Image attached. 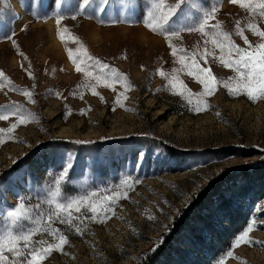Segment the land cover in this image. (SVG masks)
<instances>
[{
    "label": "rangeland",
    "instance_id": "obj_1",
    "mask_svg": "<svg viewBox=\"0 0 264 264\" xmlns=\"http://www.w3.org/2000/svg\"><path fill=\"white\" fill-rule=\"evenodd\" d=\"M192 2L200 10L192 3L182 5L161 32L145 23L152 0H92L88 5L83 0H0V71L12 82L0 88V114L8 116L0 120V236L18 234L7 215L18 204L32 210L33 219L19 222L24 230L36 227L33 221L41 213L47 219L52 206L42 201L65 168L62 198L88 192L109 195L128 179L133 184L128 198L117 201L115 215L106 222L81 224L86 227L83 233L53 222L68 243L41 264H137L156 250L172 220L200 188L223 170L264 161V99H250L244 89L235 95L229 91L238 87L241 77L235 65L221 63L220 49L209 42L211 28L208 36L181 30L215 8L209 24L219 22V31L229 32L236 45L248 48L236 34L237 21L253 46L261 38L247 24L264 30V21L230 0ZM174 31L179 35H171ZM173 49L184 52L174 56ZM69 50L80 58L77 63L84 61L85 71L101 76L95 89L91 77L75 71ZM205 50L213 55L201 59ZM85 52L95 59L88 60ZM194 52L200 67L216 78L210 96L196 76L180 70L192 62ZM96 60L109 67L100 68ZM113 69L123 79L112 77ZM183 85L188 91L181 95ZM16 89H26L31 96ZM13 105L19 106L18 112ZM21 117L25 122H19ZM12 124L17 127L9 134ZM244 204L240 201L236 208L246 213ZM209 218L219 231L227 225L223 215ZM245 232L251 243L237 245ZM215 234L192 225L179 245L158 260L264 264V198L252 204L246 226L230 246H219ZM50 242L54 237L41 231L33 235L30 247Z\"/></svg>",
    "mask_w": 264,
    "mask_h": 264
},
{
    "label": "snow or ice",
    "instance_id": "obj_2",
    "mask_svg": "<svg viewBox=\"0 0 264 264\" xmlns=\"http://www.w3.org/2000/svg\"><path fill=\"white\" fill-rule=\"evenodd\" d=\"M91 2L92 0H83L84 5H88ZM109 2L110 0H100L101 4H107ZM120 2L124 3V0H120ZM230 2L232 4H239L240 8L247 10L250 16H256L261 21H264V0H230ZM189 3H192L193 8L200 10L198 5L193 3L192 0H175L174 4H166L164 3V0H152L153 10L149 13L150 19L145 20L147 27L152 31L164 32L165 25H167L170 19L177 14L178 10L181 9V6ZM215 11L216 9L213 8L212 13H203L202 18L198 22L186 25L181 28V30L200 32L205 36H208V29L211 28L213 30L211 32L213 38L209 42L216 48L220 49L222 54L221 63L227 68H233L235 65L236 71L241 77L238 87L229 88V91L235 95L238 90L244 89L246 90V95L250 99H264V30H260L255 23L250 22L247 24V29L251 30L255 36L261 38V43L253 46L249 43L247 37L244 35V29L240 27L239 21H237L236 34L244 39L245 44L249 45L248 48L239 47L232 41L229 32L219 31V22L216 24H209V20L215 19L213 15ZM57 24H59V20H57ZM171 35L177 36L179 35V32L174 31ZM63 38L64 37L61 36V39ZM8 39H11V37H8ZM12 43L15 45L14 40ZM178 52L183 53L184 50H172L174 56L177 55ZM69 55L75 64V71L78 73H84L87 77H91L93 81L91 87L95 89V86L102 82L101 76H93L92 72L85 71V66H82L84 61L81 60L80 63H77V60L80 58L72 57L71 50H69ZM84 55L87 56L88 60L95 59L94 57L87 55L86 52ZM199 55L200 58L203 59L208 55H213V53L205 50ZM224 55L227 56V59H224ZM196 56L197 53H192V62L190 64L183 63L180 70H186L187 75L189 76H196L199 83L204 86L205 94L210 96L213 92L211 81H214L216 78L212 75L210 69L200 67L195 59ZM96 63L102 69L109 67L107 64L100 63L99 60H96ZM241 69L244 71H241ZM29 75H31V73H29ZM160 75L163 76L165 73L161 71ZM111 76L123 79L122 74L116 72L114 69L111 71ZM104 83L106 84V80ZM181 84H183L182 81ZM11 86L12 82L3 71H0V88ZM176 87L175 83H171L172 89H176ZM225 87H229L228 84H225ZM16 90L22 91L25 95L31 96V93L26 89ZM184 91H188L186 85H183L180 94L183 95ZM94 94L96 93L94 92ZM3 107L8 108L9 105ZM12 107L18 112V105H13ZM200 110L202 109L197 108V111ZM7 119V115L0 114V120ZM19 122H25L23 117H21ZM16 127V124H12L11 128L7 129V132L11 134L12 129ZM108 139H111V137ZM74 142L91 143L92 141L77 140ZM70 167L71 165H68V168ZM67 171L68 169L65 168L58 176L54 185L48 190L45 199L42 201V203L52 206L51 211L46 214V220L43 218L45 214L41 213L40 219L33 221L37 226L32 229L24 230L19 222L23 219H33L32 216L29 215L32 211L31 208H26L25 205L21 203L16 206L15 210L7 213L8 217L11 218V224L18 226L19 231L18 234H13L9 231L7 235L0 236V264H41V261L45 260L47 256H50L53 251L62 252L64 245L68 243V239L59 229L52 227L53 222L58 221L60 224L75 228L78 233H83L86 230V227H81V224L86 226L89 221L102 224L106 222L110 216L115 215L112 211L113 207L119 199L128 198L127 190L131 189L133 186L132 183H129L128 179H125L121 181V183L117 185V189L111 191V194L109 195L98 196L96 192H88L83 196L62 198V185L67 179ZM134 183H139V181H135ZM120 189H125V191L122 193ZM120 218L123 219V217ZM41 231L47 232L54 237L55 242L47 243L46 247H30L33 235ZM249 231H251V226L249 227ZM246 237L247 232L237 238L236 244L239 245L241 242L251 243L250 240L245 239ZM39 243L43 245L45 242L40 241ZM228 255L231 256L232 253H229ZM21 258L26 259L21 260Z\"/></svg>",
    "mask_w": 264,
    "mask_h": 264
},
{
    "label": "trees",
    "instance_id": "obj_3",
    "mask_svg": "<svg viewBox=\"0 0 264 264\" xmlns=\"http://www.w3.org/2000/svg\"><path fill=\"white\" fill-rule=\"evenodd\" d=\"M262 198H264V161L250 160L239 168L223 170L218 177L199 189L187 206L180 211L181 214L172 220L156 250L148 253L137 264H160L158 258L174 250V246L180 243L181 235L189 232L192 225L201 226L209 233H216L219 246H230L236 233L246 226L252 204ZM240 201L245 203L246 213L236 208V203ZM212 205H215V210L210 209ZM213 214L225 216L227 225L220 231L210 222L209 216Z\"/></svg>",
    "mask_w": 264,
    "mask_h": 264
}]
</instances>
